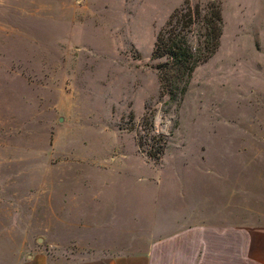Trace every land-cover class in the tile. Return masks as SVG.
<instances>
[{
	"label": "rangeland",
	"instance_id": "rangeland-1",
	"mask_svg": "<svg viewBox=\"0 0 264 264\" xmlns=\"http://www.w3.org/2000/svg\"><path fill=\"white\" fill-rule=\"evenodd\" d=\"M211 1L224 13L225 52L237 43L236 2L263 0H0V264L116 253L134 241L144 251L183 225L184 183L199 177L222 179L227 222L230 163L246 157L243 131L264 128L259 82L252 92L220 86L231 50L220 51L172 106L152 57L175 10ZM154 136L158 161L148 156ZM133 169L142 217L103 215Z\"/></svg>",
	"mask_w": 264,
	"mask_h": 264
},
{
	"label": "crops",
	"instance_id": "crops-1",
	"mask_svg": "<svg viewBox=\"0 0 264 264\" xmlns=\"http://www.w3.org/2000/svg\"><path fill=\"white\" fill-rule=\"evenodd\" d=\"M236 4V11L232 15L236 30L230 37L231 41L237 42L236 47L223 52L226 37L224 32L221 47L214 56L220 51H231L221 61L222 71L215 73V77L220 86L223 81H229L231 88L246 87L250 92L254 80H257L259 83L256 86L264 98V0L238 1ZM255 40L262 42L261 50L256 48L253 43ZM245 41L243 48L244 44L240 42ZM251 100L247 102L252 104ZM262 122L264 126V114ZM249 131H243L248 149L246 157L237 158L229 166L231 189L226 197L228 203H225L229 210L226 223L221 222L222 179L216 176L206 179L199 177L184 183L191 187H184L182 195L181 207L186 211L184 214L187 217L183 225H177L176 228L167 230L168 235L150 241L144 251L141 243L134 241L126 246H116L115 248L122 250L116 253L103 251L101 254L80 257L44 255L41 258L32 257L20 264H264V151L259 150V154L254 148L257 144L264 148V128L258 134H249ZM252 135L256 136V145L247 140ZM249 146L253 151L249 150ZM255 153V158L251 159ZM211 168L220 167L215 164ZM136 172L133 169L129 177L127 175L123 178L124 189L119 190V194H108L107 200H114L116 203L104 205L103 215L106 211L107 216L112 218L142 217V188L139 192L136 191ZM81 210L79 208L75 211V215L84 216ZM97 214L98 212H92L84 217Z\"/></svg>",
	"mask_w": 264,
	"mask_h": 264
},
{
	"label": "trees",
	"instance_id": "trees-1",
	"mask_svg": "<svg viewBox=\"0 0 264 264\" xmlns=\"http://www.w3.org/2000/svg\"><path fill=\"white\" fill-rule=\"evenodd\" d=\"M224 33V17L219 2L192 5L185 2L169 17L156 38L153 59L160 83V99L170 105H178L186 95L193 74L207 63L221 47ZM154 136L148 156L161 159L164 146ZM157 139V140H156Z\"/></svg>",
	"mask_w": 264,
	"mask_h": 264
}]
</instances>
